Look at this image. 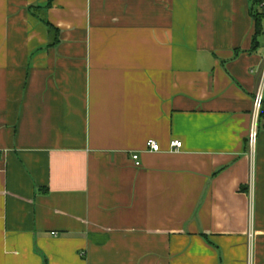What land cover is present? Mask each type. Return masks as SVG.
Segmentation results:
<instances>
[{"label":"crops","instance_id":"crops-1","mask_svg":"<svg viewBox=\"0 0 264 264\" xmlns=\"http://www.w3.org/2000/svg\"><path fill=\"white\" fill-rule=\"evenodd\" d=\"M253 5L0 0V264H264Z\"/></svg>","mask_w":264,"mask_h":264},{"label":"built area","instance_id":"built-area-1","mask_svg":"<svg viewBox=\"0 0 264 264\" xmlns=\"http://www.w3.org/2000/svg\"><path fill=\"white\" fill-rule=\"evenodd\" d=\"M256 104V109H255V111L259 114V112L258 111H260V107H261V103H262V98H261V95L260 96H258L257 98H256V102H255ZM255 112V116H257V113ZM256 122V121H255ZM256 129H255V127H254V129H253V136L251 137V141L252 142H254V140H255V137H256ZM147 148L151 151V152H155V153H159V152H161V149H160V145H159V143L157 142V141H155V140H150V141H148V143H147ZM182 148H183V142L182 141H179V140H174V141H172L171 143H170V152H172V153H177V152H179V151H181L182 150ZM133 159H134V161H135V164H136V166L137 167H140L141 166V162H140V157H139V155H137V154H135V155H133Z\"/></svg>","mask_w":264,"mask_h":264},{"label":"trees","instance_id":"trees-1","mask_svg":"<svg viewBox=\"0 0 264 264\" xmlns=\"http://www.w3.org/2000/svg\"><path fill=\"white\" fill-rule=\"evenodd\" d=\"M264 0H254V17L257 22V25H261L264 20L263 13H260L259 7L262 5ZM258 128L264 129V101L262 100L259 117H258Z\"/></svg>","mask_w":264,"mask_h":264}]
</instances>
